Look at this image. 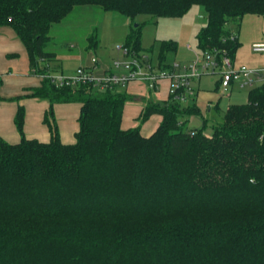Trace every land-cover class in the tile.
<instances>
[{
    "label": "trees",
    "instance_id": "obj_1",
    "mask_svg": "<svg viewBox=\"0 0 264 264\" xmlns=\"http://www.w3.org/2000/svg\"><path fill=\"white\" fill-rule=\"evenodd\" d=\"M195 4L206 12L198 48L218 59L234 60L245 15H264V0H0V29L20 39L40 82L16 98L81 105L72 143L60 139L52 109L51 139L27 138L21 105V140L0 136V264H264V84L231 104L211 135L205 124L187 127V117L201 114L196 103L171 95L149 102L141 122L153 114L162 121L144 135L140 126L123 128L130 96L119 86L60 87L40 76L56 60L52 26L77 6L134 20L181 17ZM144 26H132L124 40L131 53L145 50ZM177 45L161 42L159 69L172 68ZM89 46H98L96 36Z\"/></svg>",
    "mask_w": 264,
    "mask_h": 264
},
{
    "label": "rangeland",
    "instance_id": "obj_2",
    "mask_svg": "<svg viewBox=\"0 0 264 264\" xmlns=\"http://www.w3.org/2000/svg\"><path fill=\"white\" fill-rule=\"evenodd\" d=\"M244 17L246 19L255 17L253 18L255 20L248 23L251 36L264 37V15L247 14ZM138 23L145 24L142 31V44L145 50L136 54L147 56L155 65L158 66V52L163 40L177 41V51L169 55L171 67L176 64V73H180L183 66L190 65L202 57V52L198 48L197 34L206 23V12L200 4L193 5L181 17H155L142 14L134 20L118 12L105 11L95 5L77 6L60 23L52 26L50 32L52 39L48 50L57 54L58 65L64 74L73 73L78 67L85 66L93 55L112 66L116 59L128 58L124 54L123 43L131 27ZM241 26L242 23L240 28ZM93 35L98 39V46L92 48L89 46V38ZM247 45L244 52L254 55L253 44L251 49ZM150 48L153 50L150 51ZM228 57L231 58L229 55ZM218 62L222 64L221 59H218ZM223 69V66H217L214 70H206L200 79L194 80L195 103L200 107L201 114L189 117L188 129L200 128L205 124V132L211 135L213 124L223 121L231 104L247 101L251 87H240L235 84L226 92L221 87L216 89V85L220 84L219 72ZM193 98H189L184 104H194Z\"/></svg>",
    "mask_w": 264,
    "mask_h": 264
},
{
    "label": "crops",
    "instance_id": "obj_3",
    "mask_svg": "<svg viewBox=\"0 0 264 264\" xmlns=\"http://www.w3.org/2000/svg\"><path fill=\"white\" fill-rule=\"evenodd\" d=\"M253 18L248 17L246 19L244 17L241 21L242 26L239 30L241 46L236 53L234 62L249 66H262L264 65L262 53L253 52L254 55H251L244 52L245 45L248 44L247 46H250L251 49L252 44L264 42V37L251 36L248 30V23L255 20ZM244 26L247 28L245 29ZM58 61L56 54V60L49 63L51 73H64L60 69ZM98 62V67L94 69L96 73L102 74L110 68V65L99 59ZM85 66H92L91 59ZM73 73L65 74L71 75ZM0 79L2 80L0 95L4 98L0 100V136L2 138L9 142L21 140V134L15 122L18 107L21 105L25 109L24 133L27 138H35L44 142L51 139L52 133L49 125L45 122V117L49 115L52 109V119L57 124L60 139L64 143L75 141V135L79 128L80 103H51L50 100L44 98H16L29 93L30 89L38 86L40 82L31 73L28 55L22 42L8 27L0 29ZM120 90L130 96L124 110L123 128L140 126L142 134L150 135L153 133L161 123L162 116L153 114L146 121L141 122V114L149 102H164L169 99L170 81L163 80L157 91L150 90L145 83L139 81L130 82L125 87H120ZM195 101L196 96L193 98L194 103ZM189 117L186 118L187 123Z\"/></svg>",
    "mask_w": 264,
    "mask_h": 264
},
{
    "label": "built area",
    "instance_id": "obj_4",
    "mask_svg": "<svg viewBox=\"0 0 264 264\" xmlns=\"http://www.w3.org/2000/svg\"><path fill=\"white\" fill-rule=\"evenodd\" d=\"M252 49L254 52L264 55V42L254 43ZM124 54L128 58L116 59L113 65L102 74H98L94 70L98 67V59L93 56L91 67L80 66L71 75L47 73L40 76L51 79L60 87L88 84L106 89L115 86L124 87L130 82L139 81L145 83L152 91H156L161 82L167 79L170 81V95L173 100L180 102L193 98L195 95L194 80L200 79L204 71L214 70L217 66L224 67L219 72V87L224 92L228 91L234 84L251 88L264 84V65H238L228 55L226 57V54L221 55L222 64H219L217 51L202 52L201 58L190 65L183 66L180 73L175 72L176 64L173 65L172 69H159L147 56L131 53L126 48Z\"/></svg>",
    "mask_w": 264,
    "mask_h": 264
}]
</instances>
